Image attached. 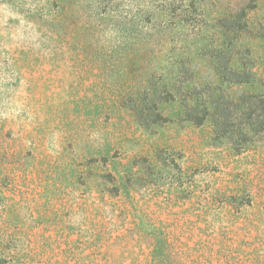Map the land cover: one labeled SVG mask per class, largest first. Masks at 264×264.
I'll use <instances>...</instances> for the list:
<instances>
[{
    "label": "rangeland",
    "instance_id": "rangeland-1",
    "mask_svg": "<svg viewBox=\"0 0 264 264\" xmlns=\"http://www.w3.org/2000/svg\"><path fill=\"white\" fill-rule=\"evenodd\" d=\"M0 264H264V0H0Z\"/></svg>",
    "mask_w": 264,
    "mask_h": 264
}]
</instances>
